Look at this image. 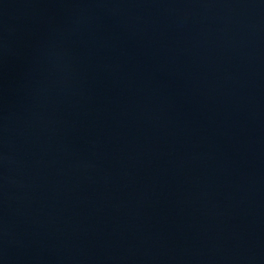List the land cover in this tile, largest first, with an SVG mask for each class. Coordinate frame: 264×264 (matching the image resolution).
<instances>
[{
    "label": "water",
    "instance_id": "water-1",
    "mask_svg": "<svg viewBox=\"0 0 264 264\" xmlns=\"http://www.w3.org/2000/svg\"><path fill=\"white\" fill-rule=\"evenodd\" d=\"M0 264H264V0H0Z\"/></svg>",
    "mask_w": 264,
    "mask_h": 264
}]
</instances>
